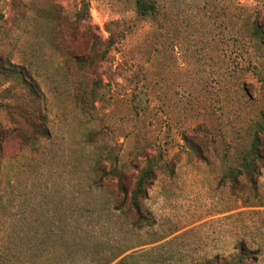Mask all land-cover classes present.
Here are the masks:
<instances>
[{"label": "rangeland", "instance_id": "rangeland-1", "mask_svg": "<svg viewBox=\"0 0 264 264\" xmlns=\"http://www.w3.org/2000/svg\"><path fill=\"white\" fill-rule=\"evenodd\" d=\"M229 1L158 0L145 20L134 0H0V264H233L241 248L264 264V162L256 193L225 178L264 111ZM35 120L47 136L34 138ZM152 159L142 209L153 223L137 228L114 204L117 179L94 169L123 168L130 191Z\"/></svg>", "mask_w": 264, "mask_h": 264}, {"label": "trees", "instance_id": "trees-1", "mask_svg": "<svg viewBox=\"0 0 264 264\" xmlns=\"http://www.w3.org/2000/svg\"><path fill=\"white\" fill-rule=\"evenodd\" d=\"M237 1V2H235ZM240 0H230L228 3L229 9L231 10L230 21V31L234 35L239 32L240 36L234 39L239 42L244 48L247 56L243 57L246 65V70L254 75L259 76V78L264 81V74H262V69L264 68V14L260 7L255 6H244L239 4ZM257 2H262L264 0H256ZM135 12L136 14L145 20H154L160 11V5L158 0H134ZM86 12L80 10L77 12V19H84L88 17V5H85ZM235 18L239 19L236 21ZM123 32L115 30V41L114 35L111 33L109 38V43L113 44L115 42V47L122 41ZM96 45V44H95ZM108 48H106L102 53L101 57L104 58L107 54ZM75 62L81 68L87 64H91L90 55H73ZM10 72H16L15 69H10ZM16 73H20L21 80L25 84L26 88L30 90L33 95L34 101L41 97L40 95V84L34 78L30 69L23 66L21 70ZM244 89V88H243ZM95 91H93L94 93ZM88 92H81L76 95V102L82 108L86 110V103L88 98ZM39 119H43L44 115L40 110H35ZM35 115V112H34ZM34 138H41L48 135L47 129L39 125L35 120L32 123ZM252 129V139L249 147L245 149L236 150V157L239 159V165L237 167H230V169L225 174V178H228L231 182V187L236 188L241 181V178L245 179L251 186L252 192L256 193L258 190V182L260 176L259 163L264 162V150L261 148L262 137H264V111L260 113L258 117L255 118L251 125ZM27 141H30L29 136H25ZM2 151L0 147V172L2 168ZM157 163L155 160H149L146 165L139 172L137 179L134 183L132 190H128L123 184L124 171L123 168L118 165H112L109 170H106L104 165L97 163L94 171L99 175L98 180L102 181L105 176H111L117 179V186L119 194L115 198L114 193V204L116 208L122 211L128 216V213L133 214L131 224L134 227L141 228L145 225H150L153 223L152 218L149 215L144 214L142 209V201L147 196L148 188L152 183L156 175ZM100 184L98 181L95 182L96 185ZM121 196V197H119ZM116 199V201H115ZM1 207V203H0ZM131 216V215H130ZM249 258V254L241 248L239 255L233 260V264H246V260ZM6 264H14L13 261L7 259ZM117 264H132L128 262V257H124Z\"/></svg>", "mask_w": 264, "mask_h": 264}]
</instances>
